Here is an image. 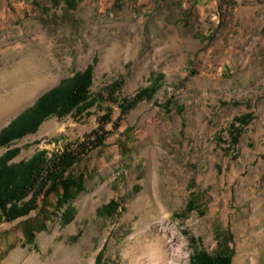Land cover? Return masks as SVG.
Wrapping results in <instances>:
<instances>
[{"label":"rangeland","instance_id":"374dc122","mask_svg":"<svg viewBox=\"0 0 264 264\" xmlns=\"http://www.w3.org/2000/svg\"><path fill=\"white\" fill-rule=\"evenodd\" d=\"M90 63L84 102L0 145L20 161L105 137L66 171L85 174L72 220L62 187L0 218V264H93L100 251L97 264H192L220 234L233 264H264V0H0V130ZM159 73L124 115L105 92L122 78L113 96L132 95ZM193 191L205 213L181 216Z\"/></svg>","mask_w":264,"mask_h":264},{"label":"trees","instance_id":"16d2710c","mask_svg":"<svg viewBox=\"0 0 264 264\" xmlns=\"http://www.w3.org/2000/svg\"><path fill=\"white\" fill-rule=\"evenodd\" d=\"M94 64L90 63L85 69L76 71L73 75L63 79L59 84L51 87L42 93L32 106L20 112L6 126L0 130V145H11L13 140L28 132L35 131L40 123L50 114L57 113L62 116L84 102L89 96V87L93 81ZM162 73L152 78L151 83L140 87L134 94L114 97V92L123 84V79H116L110 83L105 90L108 96L117 101L121 107V115L128 113L141 100L152 98L161 86ZM109 119V115H104ZM250 113L237 116L243 122H247ZM107 119V120H108ZM92 139L82 141L78 149L66 145L57 153L49 155L47 150L42 148L36 151L28 160L13 161V157L18 154L19 147H10L0 155V218L13 220L19 216L28 214L37 207L39 197L48 195L51 191L62 187L61 194L57 197L56 206L63 208L64 220L69 222L74 216V208H64L69 203L76 192L85 188L83 172L76 175L66 173L82 155L87 154V150L105 143V137L93 129L90 134ZM239 134L234 135L237 140ZM195 184V183H194ZM73 186H76L74 191ZM119 203L115 198L109 200L104 208L113 212ZM198 209L200 214L205 213V209L198 204L197 193L192 192L186 204L185 211L180 215H186ZM45 224H43V227ZM216 229L219 224L215 223ZM35 232L30 231L26 239L34 240ZM232 237H218V249L214 252L206 249H198L191 256L192 264H233V249L229 241ZM101 251L97 255V264Z\"/></svg>","mask_w":264,"mask_h":264},{"label":"bare ground","instance_id":"6f19581e","mask_svg":"<svg viewBox=\"0 0 264 264\" xmlns=\"http://www.w3.org/2000/svg\"><path fill=\"white\" fill-rule=\"evenodd\" d=\"M174 254H175V256H176L177 261H184V259L187 260V259L185 258V255H184V253H183V250H182V247H181V246H178V247L176 248Z\"/></svg>","mask_w":264,"mask_h":264}]
</instances>
